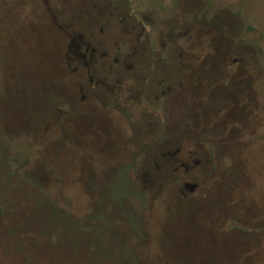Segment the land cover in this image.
Here are the masks:
<instances>
[{"label": "rangeland", "instance_id": "rangeland-1", "mask_svg": "<svg viewBox=\"0 0 264 264\" xmlns=\"http://www.w3.org/2000/svg\"><path fill=\"white\" fill-rule=\"evenodd\" d=\"M0 264H264V0H0Z\"/></svg>", "mask_w": 264, "mask_h": 264}]
</instances>
